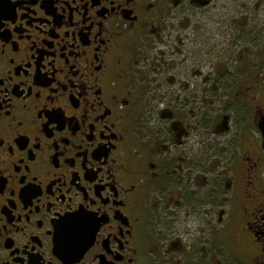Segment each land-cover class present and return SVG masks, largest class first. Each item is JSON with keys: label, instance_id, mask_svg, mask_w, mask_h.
Segmentation results:
<instances>
[{"label": "flooded vegetation", "instance_id": "1", "mask_svg": "<svg viewBox=\"0 0 264 264\" xmlns=\"http://www.w3.org/2000/svg\"><path fill=\"white\" fill-rule=\"evenodd\" d=\"M254 4L0 0V264H264Z\"/></svg>", "mask_w": 264, "mask_h": 264}, {"label": "rangeland", "instance_id": "2", "mask_svg": "<svg viewBox=\"0 0 264 264\" xmlns=\"http://www.w3.org/2000/svg\"><path fill=\"white\" fill-rule=\"evenodd\" d=\"M250 1H251V5L253 6H256L254 3H257V2L259 5V7L255 9H251V14L254 16V18L252 19V24H254L253 26L255 27L262 26L260 30V32H262V36H260L261 42H262V40L264 39V0H250ZM262 65H264V60L262 61ZM257 80L260 81V84H258L259 86H257L255 90L258 91L259 93H264V74L262 77H259ZM222 250L223 248L220 247L222 256L218 258L217 260V262L219 261L220 264H249L250 263L249 256L244 253L233 254L229 251L223 252ZM230 254H233V255H230Z\"/></svg>", "mask_w": 264, "mask_h": 264}]
</instances>
